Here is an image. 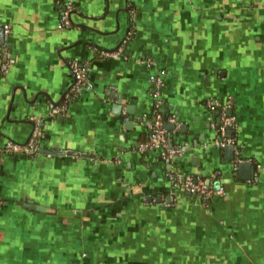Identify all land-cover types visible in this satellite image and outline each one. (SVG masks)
<instances>
[{
	"label": "crops",
	"instance_id": "0c3cea01",
	"mask_svg": "<svg viewBox=\"0 0 264 264\" xmlns=\"http://www.w3.org/2000/svg\"><path fill=\"white\" fill-rule=\"evenodd\" d=\"M65 1L0 0V25L11 27L0 44V149L26 142L34 119L49 151L0 153V264H264V0H71L61 30ZM119 48L128 60L100 55ZM71 61L86 67L85 86L51 116ZM153 71L165 73L168 143L185 147L174 165L138 148ZM227 100L230 160L210 124L220 108L208 106ZM174 174L214 178L223 193L202 205Z\"/></svg>",
	"mask_w": 264,
	"mask_h": 264
},
{
	"label": "built area",
	"instance_id": "2783aa9c",
	"mask_svg": "<svg viewBox=\"0 0 264 264\" xmlns=\"http://www.w3.org/2000/svg\"><path fill=\"white\" fill-rule=\"evenodd\" d=\"M75 11V5L71 0L63 2L60 6V15L58 21V29L65 30L71 26L70 15ZM11 27L9 25H0V35L3 37L10 33ZM131 37L129 31L125 38L122 40L121 46H125ZM100 55L105 58L112 59H124L128 58L124 55L123 48H119L115 51L101 52ZM138 63L147 62L146 60H137ZM68 67L72 76V83L65 91L62 101L59 104H49V114L51 116H57L65 113L68 104L71 100L80 93L86 83L87 69L85 66L78 64L75 61H71ZM165 73L161 71H153L148 78L149 94L152 99L151 114L144 120L147 130V138L139 146V152L142 154L149 152H156L158 159L165 164L174 165L180 158L185 147L172 146L168 143L166 137L167 130L165 128L166 123H174L173 118H164L162 109L164 106L163 91L166 86ZM230 101L227 100L224 104H218L217 102H209L208 106L213 109L218 107L219 116L217 123L210 122L211 127L215 130L214 144L218 148H225L227 146L233 147L235 154H237L235 139L226 135V131L235 127L236 119L233 115H228L227 110L229 108ZM33 120V129L30 133L28 140L24 143H16L13 141H6L1 147L0 153L9 155H21L26 157H33L39 154L41 149V136L37 125V122ZM50 155L48 154V157ZM259 168V166H257ZM177 173V172H176ZM174 182L178 187L192 196L199 199L202 205H206L214 195L223 193V188L214 186V178H202L191 175L179 176L174 174L172 176ZM256 180V173L254 174L253 181Z\"/></svg>",
	"mask_w": 264,
	"mask_h": 264
},
{
	"label": "water",
	"instance_id": "95a60500",
	"mask_svg": "<svg viewBox=\"0 0 264 264\" xmlns=\"http://www.w3.org/2000/svg\"><path fill=\"white\" fill-rule=\"evenodd\" d=\"M4 42V37L2 35H0V44H3ZM120 105H116L115 109H116V113L118 114L120 112ZM174 125L172 124H166L165 128L167 130H171L173 129ZM224 152L227 154V159H231L233 157V147L231 146H227L224 148ZM39 153H49L48 150H44V149H40ZM53 155H60V154H65V153H52ZM66 155H74V153H66ZM240 170H248V169H252V165L251 164H241L239 166ZM23 208L25 209H29V210H35V211H39V212H50V213H54L57 215H67L65 212L63 211H50L48 209H46L45 207H40L38 205H33V204H29L28 202H25L22 205Z\"/></svg>",
	"mask_w": 264,
	"mask_h": 264
},
{
	"label": "trees",
	"instance_id": "16d2710c",
	"mask_svg": "<svg viewBox=\"0 0 264 264\" xmlns=\"http://www.w3.org/2000/svg\"><path fill=\"white\" fill-rule=\"evenodd\" d=\"M164 118L166 119L165 115H164Z\"/></svg>",
	"mask_w": 264,
	"mask_h": 264
}]
</instances>
